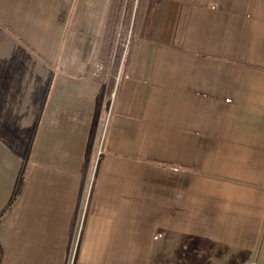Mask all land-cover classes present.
Wrapping results in <instances>:
<instances>
[{"label":"crops","instance_id":"1","mask_svg":"<svg viewBox=\"0 0 264 264\" xmlns=\"http://www.w3.org/2000/svg\"><path fill=\"white\" fill-rule=\"evenodd\" d=\"M112 1L0 0V264H264V0H135L113 67Z\"/></svg>","mask_w":264,"mask_h":264},{"label":"trees","instance_id":"2","mask_svg":"<svg viewBox=\"0 0 264 264\" xmlns=\"http://www.w3.org/2000/svg\"><path fill=\"white\" fill-rule=\"evenodd\" d=\"M138 2V0H137ZM135 0H113L110 11L107 16L106 25L99 49V59L108 64L110 52L114 46L117 33L121 35L124 32V25L128 23L130 17L133 15V7L135 6ZM116 46L115 54L112 62V67L116 65V60L119 58V51ZM160 166H166L165 163H159ZM22 179L25 178V171L22 172Z\"/></svg>","mask_w":264,"mask_h":264},{"label":"built area","instance_id":"3","mask_svg":"<svg viewBox=\"0 0 264 264\" xmlns=\"http://www.w3.org/2000/svg\"><path fill=\"white\" fill-rule=\"evenodd\" d=\"M130 38H131V29H128L126 34L123 36L117 33L115 45L122 50L123 55H125V53L128 50V47L130 44ZM90 75L92 78H95V79L104 77L106 75V72H105L103 63L100 61L95 62ZM81 220H82V216H81ZM81 220L76 222V229L74 231V235L70 242L66 264H73L74 256H75L77 245H78V238H79L80 228H81V224H80Z\"/></svg>","mask_w":264,"mask_h":264}]
</instances>
